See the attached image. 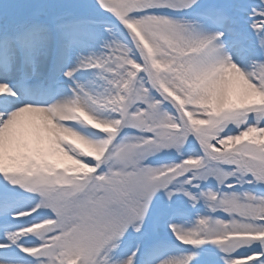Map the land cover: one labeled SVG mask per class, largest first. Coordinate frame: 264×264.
Listing matches in <instances>:
<instances>
[{
	"label": "snow or ice",
	"instance_id": "1",
	"mask_svg": "<svg viewBox=\"0 0 264 264\" xmlns=\"http://www.w3.org/2000/svg\"><path fill=\"white\" fill-rule=\"evenodd\" d=\"M0 264H264V0H0Z\"/></svg>",
	"mask_w": 264,
	"mask_h": 264
}]
</instances>
